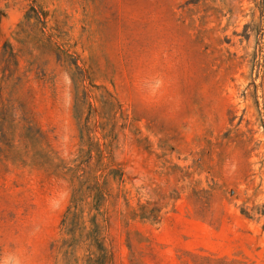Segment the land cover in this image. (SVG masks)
<instances>
[{"label": "rangeland", "instance_id": "obj_1", "mask_svg": "<svg viewBox=\"0 0 264 264\" xmlns=\"http://www.w3.org/2000/svg\"><path fill=\"white\" fill-rule=\"evenodd\" d=\"M0 138V264H264V0H0Z\"/></svg>", "mask_w": 264, "mask_h": 264}, {"label": "trees", "instance_id": "obj_2", "mask_svg": "<svg viewBox=\"0 0 264 264\" xmlns=\"http://www.w3.org/2000/svg\"><path fill=\"white\" fill-rule=\"evenodd\" d=\"M109 101L108 104H115L112 102L114 99L111 94H109ZM12 122H14L12 120ZM30 130V129H29ZM31 135V132H26L25 136ZM1 141V138H0ZM99 158L100 161L102 160V155L99 152ZM111 159V158H110ZM111 164V162H110ZM108 175H113L114 179L118 177L119 174H117L116 170L111 169L109 166V172ZM93 186L89 187L91 191H95L93 194V201L94 205L90 207L91 211H97L96 214H94L90 218V223L92 224V228L90 229L88 233V239L90 240L92 247L98 252V256L95 260L96 264H113V252L112 250L106 246V240L104 235V227L101 225L98 216L101 215L100 209L101 206L105 201L108 200V197H110V192L108 190V182L107 181H101L99 182L98 177L96 175H93ZM85 194L83 193V190H75L71 206L69 207V210L67 214L65 215V223L66 221H74L75 219H80L82 213L84 212V199L83 197ZM145 208V207H144ZM151 215V214H150ZM141 218L148 219L150 216L147 214L145 210H142V212L139 214ZM68 232H72V229H68Z\"/></svg>", "mask_w": 264, "mask_h": 264}]
</instances>
